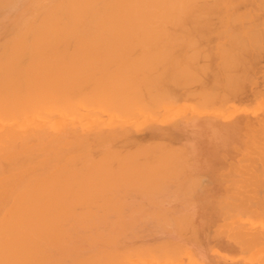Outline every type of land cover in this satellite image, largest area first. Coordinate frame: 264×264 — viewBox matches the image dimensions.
<instances>
[{
	"label": "bare ground",
	"instance_id": "1",
	"mask_svg": "<svg viewBox=\"0 0 264 264\" xmlns=\"http://www.w3.org/2000/svg\"><path fill=\"white\" fill-rule=\"evenodd\" d=\"M188 33L191 35L189 34L190 36H188ZM197 41L198 46L199 41L206 42V45L213 41H218L219 44L221 41L228 42L229 44H224L229 48L226 46L222 50L219 48V50L222 51L220 54L222 62L220 61L219 63L221 64L217 63V65H221L223 68L225 67L224 71L225 69H233L235 67L237 68V66L240 67L239 65H247L246 68L243 66L244 68L242 67L241 69H247L248 72H253V75H257V73L254 74V72L257 71V67L261 63L264 66V0H0V264H111L113 258L114 262L112 264H130L131 262L127 260L128 263L126 259L130 258L127 252L129 249V253H133L131 251L132 248L127 249L128 246L125 248L124 245L126 242H124L125 240L123 238L127 239V241H132V239L128 237L131 232L133 242L135 239L137 240V233L139 232L141 234L144 233V236L140 235V233L138 234V236H143L144 239H152L151 235H155V233L162 237L160 240L155 235L158 242L161 241L160 245H157L158 242L156 239H154L155 241L149 240L152 242L150 249L152 248L154 251L151 252L159 256V258L156 256L155 258L158 259V261L159 259H163V261H159V263L153 257L150 264H155L156 262V264H162L164 261L166 263L169 262V264H264V191H261L264 187V178L261 180L262 182L259 181V178L261 179L264 177V137L259 136L260 138H256V140L259 139L258 141L261 143V145H259V147L261 146L260 149L257 147L258 143L255 144V150L253 147H250L255 153V155L251 156L252 158L249 157L250 154L247 155L246 151V155L240 153L242 152L241 149L246 147V143H248V133L250 132L249 125H251L253 129L258 126V123H250L245 116L237 115L230 119L228 118L229 116H226L227 119H225L220 117L222 115L219 113L215 115L214 112H217L218 108H216L217 110L214 109L213 112L212 108L209 107H213L220 102L215 98V95L219 94L215 91L219 88V85L217 88L215 87L217 83L213 84L216 88L214 89L215 92H208L207 94L210 95H205L206 97L203 95L205 91H199V93L197 91L190 93L187 91V93H183L185 94V98L187 96L194 98L202 93V95H200L202 100L199 98L198 100L201 101L199 103L197 101L196 103L199 105L201 104L204 109L198 106L201 110L196 109L195 111L198 110L197 112H203L207 111V109H211L210 111H212L215 116L196 117L193 113L195 117L191 118L192 116H188V118L185 116L188 119L180 124L176 122L178 126L175 128L169 129L168 127L167 131L165 130L166 128L162 129L163 132L167 133V140H163V144L166 145L167 141L170 150L167 147L166 150L172 152L171 155L168 151L164 153L166 150H164L165 148L163 146V157H166L165 159H170V161L171 158L174 159L171 161L173 165L167 162L172 166L171 168L166 166L165 163L162 162V159L160 161L162 164L164 163V167H162V165L156 167L154 166L155 164H152H157L159 158L157 159L155 157H157V155L158 157L161 156L160 151L162 150L157 146L160 150L158 151L157 149L156 151L158 152L155 154L156 151L154 152L153 148L152 150L149 149L150 144L154 145V143H151L152 137L151 139H147L151 141L150 144L148 143L149 145H147L148 148L146 149H149L148 151L152 154L144 150V146L147 144L144 142L148 141L140 142V140L141 146H137V149L133 147L135 149H132L133 151H129V149L123 150L125 148L118 146V144L121 145L123 143L122 145H124V143L127 144L129 142L127 137L134 133V129L126 126H131L129 121L133 119L137 120V116L139 117L142 115L141 110L149 108L147 109V111H149L154 105L151 109L155 107V111L160 109V104L162 103L167 104L174 102L177 104L173 99L178 97L179 92L177 95H174L175 98L172 95L171 101H168L170 98L168 100L166 99L168 102L166 100V102H161L163 98H158L161 97L162 89L166 91V86L165 88H161L158 84L161 85V81L164 82L163 79L165 80V77L169 76L165 74L166 72L163 73L168 67H162L161 61H165L168 54L170 57V53L168 52L171 50L173 51V49L175 50L176 44L180 45L181 42H187V45H191V48L189 49V53L185 54L189 56H184L186 61L187 59H193L197 61L196 63L201 62L199 61L202 59L201 56V58H199L201 45L199 47L200 51H197L198 46L197 48L195 47ZM233 43H235L234 45L237 44L238 47L239 45L245 46L246 44L247 46H245V48L249 47L247 51L251 52V56L248 54L250 57L244 58L247 56L246 52V56L243 55L244 57L242 58L241 53L243 49L241 50V47H239V49H233L236 48L233 46ZM158 44L161 45L158 46L161 50L160 52L163 51L165 54H162L163 52L160 53L159 50L156 51V49L159 48H153L155 46L157 47ZM230 44H232V46ZM192 45L195 49H192ZM213 45H215V43ZM167 46H170L169 49ZM173 46L175 47L173 48ZM151 47L154 50H150L149 48ZM218 47L224 46L220 44ZM138 48L143 49L144 53ZM230 48L233 50V53H231ZM134 49L140 50V57L138 54V57L133 55L136 60H134L132 56L130 58L128 57L135 52ZM145 49L155 54L152 56L149 51L146 53ZM123 50H125V52ZM127 50L132 52L128 53L129 51ZM164 50L167 51L168 54ZM177 50L178 49H176L175 52ZM203 50V53L201 52L204 54L202 55L203 60L205 58V60H207L209 58L207 54L210 55L209 53L212 52L207 51L208 53H204L206 49ZM234 50H241V52L237 51L236 53ZM179 51L182 50H178V52ZM194 51L197 54L199 53V55H194ZM243 52L245 53V51ZM136 53H138V51ZM141 53L145 57L146 54L147 56L150 54V56L155 58L157 54H161L160 59L163 58L164 60H160L159 56L156 58L157 60L155 58H150V56H148L149 59H146ZM231 54L234 55L231 56ZM239 55H241V58ZM195 56L198 58H195ZM121 57L122 60L125 59L128 65L132 60L129 65L130 68L132 67L131 69L129 66L125 67V62H120ZM169 57L166 61H168ZM175 57H173L175 64L171 61L175 65L173 68L178 66L179 63L176 62H179L181 58L180 57L178 60V58L176 59ZM226 57L232 58L227 59ZM111 58L113 60H110ZM116 58H119V61H117L118 64L115 62V60H117ZM138 58H145V60H137ZM181 60L182 65H184L183 59ZM194 62L195 61H191V63L195 65L196 63ZM188 63L191 64L190 62ZM154 64L155 66H159L158 64H160L162 70L159 67V72L158 70L154 71L158 69ZM110 65H114V67L110 68ZM115 66L116 68L118 66L119 69H116ZM232 66L233 68H230ZM191 67H193V65ZM207 67L210 66H206V68ZM121 68H123V70ZM178 68L181 69V71H179ZM178 68L175 70L176 76L173 73L174 75L172 74V76H170V78L173 77V80H169L171 83H168L169 85L167 84L168 87L171 88L170 84L174 83L172 85L176 86L173 89L174 93L175 89H177L178 81L181 79V74L187 73L186 75L190 76L192 74V77H194V75L196 77L197 74L202 72L201 75H205L203 72H206L205 66V69L202 67L205 71L201 68L200 71H202L200 72L198 69L200 73H197V69L195 70L196 72H194V69L187 70L183 68V66H179ZM236 70L237 69H235V71ZM242 72L239 70V73L244 75L245 71L242 70ZM259 72L260 71H258V73ZM216 73H218V71ZM231 73L232 72H229L227 74ZM250 74L252 75V73ZM245 75L247 74L245 73ZM263 76L264 75H261V77ZM174 77H176V81L178 80L177 77L180 78L177 84L176 81H174ZM206 77L208 78V74ZM214 77L213 79H216ZM226 77L225 80L228 79V81H230L235 76ZM170 78L166 79L168 80ZM157 79H161L160 83H158L159 80L156 81ZM234 79L233 81L237 80L236 77ZM189 80H191V82L187 80L186 85H189L190 88H192V83V85H195L198 82L197 78H190ZM250 80L251 78L249 79V83ZM169 81H165L164 83ZM238 81L240 82V80H237L235 85L239 83ZM254 81L257 82L256 80ZM164 83L162 84L163 86ZM183 84L184 82L181 85ZM251 84L254 83H250L249 86ZM181 85L180 87H182ZM186 85L184 86L186 87ZM227 85L228 86H225L228 91L234 89V87L230 89L232 86L229 87V84ZM238 86L239 85L236 86V89H239ZM260 86H262L261 83ZM242 87H240V89H242ZM254 87H258V85H254ZM223 88L225 89V87ZM149 89H151V94L149 93ZM211 89L213 90V87ZM259 89L263 94L264 89L261 90V87ZM143 90L146 94L147 92L149 93L147 97L152 95L153 97L156 96L154 98L155 101L152 98L143 97L145 94ZM239 90L238 92L242 93V95L238 94L233 104L231 102V105L240 106L245 103V100L247 102H253V99L251 100V90ZM223 91L221 90L219 92L223 93ZM159 92L160 94H157ZM212 92L216 94L214 95ZM169 94L170 93L167 94L162 91V96L164 98L165 95L169 96ZM194 94L196 95L194 96ZM223 95L224 94L221 96ZM235 95H232L233 98ZM255 95L260 97L258 93ZM263 96L264 94L262 95L264 99ZM257 97L255 99H257ZM157 98L161 103H159ZM223 98L227 100L229 97L227 98L225 93V95L220 98L226 103L227 101H224ZM260 99L261 98H259L258 101ZM123 100L127 101L125 102ZM184 103H180L177 106L181 105L182 108H185L186 104L187 107L189 105L190 109H195V107L191 108L193 104H187L188 102ZM166 104H164L162 108H168L167 106L171 108L172 104L165 106ZM175 104H173V107ZM226 104L223 105L225 106ZM249 105L251 109L256 108L251 104ZM177 106H175V109L179 111L180 108ZM205 106L208 108L205 109ZM230 106L228 105L229 108H231ZM229 108H219L218 112L221 113V110H228ZM245 108L247 107L245 106ZM181 109L180 113L186 111V109H184V111H181ZM237 109L239 112L242 110L240 107H237ZM251 109H249V111ZM114 110L127 113L126 117L122 113H119V111L114 112ZM111 111L114 115L115 113L122 114L123 116H120L121 118L118 117L119 119H130H127L129 121L125 119V121L119 122L116 115L114 116L116 120L111 118ZM138 111H140L141 114ZM144 111L146 112V110ZM144 111L143 113H145ZM164 111L165 110L162 112ZM193 111L194 110H192V112ZM230 111L232 113L233 110H229V112ZM100 112H106V115H109L107 120H103L105 118H100ZM151 112L153 111L150 110L147 112V117ZM159 112L158 115H156L157 117L155 115L153 116L159 119L155 120L157 122L162 119V121H164L166 119V116L164 119V115L170 116L169 114H171V116H176L173 113L174 111H170L171 113H166L165 111V113L162 114L163 116L158 118ZM244 112L245 111H241V113ZM130 113L132 118L136 117L137 119H132ZM201 114L202 113H200V115ZM151 115L149 117H152ZM223 115H227V113ZM142 116L139 118V121L137 120L139 122H137V125L144 128L147 126L145 124H150L149 122L152 120H150V118L146 119V122L149 121L144 123L146 117L143 116V121ZM170 121L168 122L175 123V121ZM262 121L261 125L264 124ZM155 126L156 130L157 127L161 130L160 126ZM173 126H175V124H173ZM156 130L154 133H157V136L162 135L159 130ZM254 131L257 130L254 129ZM158 132L160 135H158ZM263 133H261V135ZM256 135L252 136L258 137V134ZM252 136L250 138H252ZM135 137H139V135ZM135 137L132 138L133 141L132 139L129 140L133 143ZM172 137H175L174 141ZM141 138L145 139L144 135L143 137L141 135ZM253 139H255V137ZM138 140L139 139H137V141ZM155 140L156 141L153 139L156 143L158 140ZM137 141L135 139V142L138 144L139 142ZM142 143L145 145L143 146ZM203 145L209 149L208 152L214 158H218L219 172L216 173L220 177L217 179L216 184L223 187V190H221L219 194H201L203 191L202 189L209 186L211 187L213 184L212 181H208L203 176H200L202 172L208 173L205 175H210L213 170L209 167L202 169L201 164L196 162L195 156L204 153L202 148ZM138 147L139 150H142L140 147H144L143 151L137 153ZM112 148L114 151H112ZM155 149L156 146L154 150ZM256 149H258L257 152H255ZM176 150H178L177 152L179 155H176ZM251 150L248 152H253ZM174 152L175 154H173ZM141 154H143L142 157H144V160ZM144 154H146V156L151 155V158L153 157L152 159H157L156 161L154 160L155 162H152L151 158H149L151 164L154 168L158 169H156V171L159 173L163 172L162 170L159 171V169H165L166 166L173 169L174 171H172L174 174L180 171L181 174L183 173V176L181 175L182 177L185 176L188 179L189 176V181L185 178L188 182L187 185L186 182L180 181L183 179L179 177L180 174L177 176L178 173L175 175L173 174L175 177L173 175H168L172 171L167 173L168 176L166 175V178L171 176V179H168L171 182H173L172 177L174 181H176V177H179V181L184 183V185L186 183L185 186L188 187L184 186L185 189L183 188V190L181 188L183 190L181 191L179 187L182 185H180L181 183L178 180V184L174 182L175 185H178L176 188V186L173 185L174 183L167 181V179H164V176H161L167 183H162L161 177L159 179L160 181L155 179L160 182V184L162 183L164 187L162 185L161 188L158 187L160 184L157 186L155 183L156 181H154L155 185H152V187L154 188L157 186L159 189L156 187L158 192L155 189L153 191V188L150 187L151 185L147 183V180L150 178L154 179L155 177L149 174L151 177L148 179L147 176L146 180H144L146 184H144V181L141 183H143V187L147 185L149 188H152V190L150 189L151 192L153 191L152 194L149 189L145 190V192H150L149 195L143 192L141 189H146L147 187H141L142 184H138L140 186L135 184V186L141 187L140 190L136 189V191H142L143 194L145 193V196L148 195V199L144 198V195L141 197L139 194H142V192H138L139 194L136 193V197L140 196V198H137V201H133L136 194H132L134 196L130 195L131 192L128 187L130 186L129 184H131L130 182H132L130 180L133 179L134 181V179L138 177L136 175L137 173L139 174L144 165L149 170L146 171V167L144 166V175L155 171L153 168V171H150L151 168L147 165L150 160L147 159L148 161L145 163L146 156H144ZM179 157L181 159H179ZM120 159L122 161H120ZM248 160V166L245 163V166L238 165ZM158 163L161 164L160 162ZM165 171L166 170H164L163 175L166 174ZM108 174L111 178H114V182L112 180L113 178L111 179L112 181L109 180L110 177ZM131 174H133V177L134 175L136 177L132 178ZM143 174L141 172V176ZM155 174L157 173H154V175ZM236 175H238V177H236L235 180H225L223 178V176L228 177ZM247 175L250 177L248 178ZM158 176H160V174ZM240 176L242 177L239 178ZM103 177L108 178L110 182H117L115 185L112 183L110 185L116 187L120 186L121 188L119 187L120 189L118 188V190L115 189L116 187L113 189V187L110 188V186L107 185L104 187V181L102 182L103 185L99 186L97 183L103 180ZM115 177L116 179L123 177L122 180H125V182H127L128 177L132 179H128V181H130L127 183L128 185L122 181L124 185L122 186L118 182L121 180L115 181ZM256 177H258V183L254 180ZM105 178L104 180L107 181ZM140 179L141 177L138 179L136 178V182H134L137 183V180ZM185 179L184 181H186ZM237 179H241V182ZM246 180L250 181L249 184L246 183ZM225 181H231V184L227 185ZM236 182L239 183V186L235 187V189L234 187H229ZM259 182L261 183L260 186H263L262 188L258 187ZM102 183L100 182V184ZM170 183L172 184L171 186ZM125 186L128 187V189L125 190L126 193L127 191L130 192L127 193L128 195L123 191ZM131 186L132 189L136 188L133 184ZM240 187L242 189L244 188V190L239 189ZM253 187L257 188L254 189ZM104 188H107V194H110L109 198L111 200L109 199V203L110 201H116V204L120 201V205L126 203V206L128 202H130V210H132L134 204V209L137 208L135 202L138 203L141 198V201L144 199V201L146 200L147 202L148 200L154 199L156 195L155 198L159 197V203L161 202V204L158 205L162 206V209L156 210V207H158V205L155 204L158 202L157 200H153L154 205H157L155 210H153L154 206H152L154 212L148 207H151L153 202L150 203V205L147 203L148 206H146L144 205L145 203L142 204L144 201H139V205H137L140 208L143 205V207H147V209L144 208L145 210L149 211L150 209L148 213L146 212V216L140 215L141 212L143 214V211H141L143 208H141V210L138 209L140 211V216L136 214L138 213L136 209L135 213L132 212L133 215L135 214L137 217V219L134 220L135 215L131 217V211L128 210L129 208H126L129 207V205L126 207L122 206L125 208H123L124 210H122V207L120 208L124 211L123 214H125L126 209V214H131L122 215V211L118 208V210L121 211V216L119 215L120 211H118V213L116 210L115 212H117V214L113 211L118 205L113 206L112 203H110L112 207L116 208L112 210L113 212L110 210V208L112 209L111 206H109L108 209L109 204L107 203L108 199L106 197L109 195L106 196L105 193L107 191L105 192ZM250 188H253L254 192L249 191L248 189ZM110 190L111 193H113L114 190L116 193H120L116 196V200H114L116 194L112 195L114 198L111 197V193H109ZM258 190H260V192ZM136 191L134 190V192ZM248 191L250 194H248ZM121 192L125 194L122 195ZM154 192H157V194ZM178 193H184L186 197ZM258 193L260 195L263 194L260 196ZM153 195L154 197H152ZM256 195L258 196L257 198H255ZM126 196H128L129 199L133 197V200L130 199L131 201H129ZM121 197L123 199L125 198L123 203ZM126 199L128 202L124 203ZM200 203H207L209 205L208 208L215 211L213 219H202V215H206L209 212L195 210ZM106 212H111V214H107ZM112 213H115L114 216H111ZM108 215L110 216L108 217ZM115 215L118 216L115 217ZM113 217L116 218V221ZM107 218L115 222V224L106 221ZM109 218L113 219L111 220ZM130 218L135 222L131 223L132 220L130 221ZM260 219L262 220V225L259 224ZM136 220L138 222H136ZM248 220H250V222ZM243 221L245 223L241 224ZM258 221L259 223H256ZM109 223L111 226L114 225L112 227L115 228L120 225L121 228L118 227L116 230L121 229L122 232L124 229L122 225L125 228L130 225L132 228L127 230V232L129 231L128 235L125 234L127 232L124 231V235L122 236L120 232H116L115 228L113 230L108 227L110 226L108 225ZM249 223L256 224L249 225ZM149 225L150 227L153 226V230L151 228V230H147ZM243 225L245 227L252 226V228L246 229ZM139 226L140 228L143 226L144 230L138 228ZM146 226H148V228ZM157 226H159V228L161 227L160 233L158 232ZM261 226L262 228H260ZM154 227L156 230H154ZM173 227L177 229L175 230ZM237 227H239V231L236 229ZM137 228L139 230H137ZM145 228H147V231ZM112 230L114 232H112ZM150 231L153 232L148 236L146 232L149 233ZM117 233L119 237L117 236L114 242V244L116 243L114 247L117 249L116 252L112 247L114 245L112 243L109 244V237L112 236V234L115 236ZM145 235L147 236L145 237ZM118 238H120V240ZM110 240L111 242L114 241L113 239ZM141 241L139 243L136 241V243L140 245L144 242ZM136 243H134V246H132V243L127 245H129V247H134L133 249L135 250ZM139 245L137 246L140 248L141 245ZM142 247H145L144 243ZM137 249L138 248H136V250ZM140 249L137 250V252L139 253L141 251V253H144L142 251L146 248ZM228 250H231L233 255L228 254ZM113 251H115V254H113ZM146 252L144 255L141 253L136 254L139 255L138 257H141V255L144 257ZM148 253L145 259H148L151 255L153 256V254L149 255L150 253ZM151 257L146 263L143 260L144 258H142L143 262L141 258L139 260V258L136 259L134 256L133 258L137 261H133V258L130 260H132V264H134V262L135 264H137V262H139L138 264H147L150 262Z\"/></svg>",
	"mask_w": 264,
	"mask_h": 264
},
{
	"label": "rangeland",
	"instance_id": "2",
	"mask_svg": "<svg viewBox=\"0 0 264 264\" xmlns=\"http://www.w3.org/2000/svg\"><path fill=\"white\" fill-rule=\"evenodd\" d=\"M189 34H190V33H188V36L191 35V34H190V35H189ZM186 35H187V34H186ZM188 43H189V42H188ZM193 43H194V42H193ZM214 43H215V45H213ZM224 43L229 44V43L226 42V41H221V43H220V44H221L222 46H224V47H218V46H220V44H219L218 41H213L212 43H208V45H206V44H207L206 42H201V41H199V46H198V41H197V43H196V44H197L196 46L193 44L196 48H197V46H198L197 51H198V50L200 51V48H201V51L199 52L200 55H199V53H198V54L195 53V51L193 52L194 55H199V58L202 57V59H200V60L198 59L199 61H201V62H198V63H196V62H197L196 60H193V59H192V60H189V59H187V61L189 60L188 62H190V63H191V61H195V62H194V63H196L195 65L192 64V63L189 64V63L186 61L185 57H184V56H187V55H185V54H186V53L188 54V53H189V49L191 48V45H187V42H183V43L181 42V44H182L183 46H182L181 44H180V45L176 44L177 46H176L175 50L178 49V50H182V51H179V52H178V50H177V51L175 52V50L173 49V51H174V53H173V51L170 49L171 51L168 52V53H170V57H169V54L167 53V51L164 50V51L168 54V56L165 58V61H163V62H165V63H163V62L161 61V65H163L162 67L167 66L168 68H167V67H166V68H167L168 72H167V70L165 71L164 69H163L164 72H163V71H162V72H163V73L166 72L165 74H166V75H169L168 77H165V80L163 79L164 82H165V81H169V80H170V81L173 80V79H172L173 77L170 78V76H172L173 73L175 74V70H177V68H178L179 66H183V68H185V69H187V70H193V69H194V70H193L194 72H196L195 70L197 69V73H200V72L202 71V70L200 71V69H201L202 67L204 68V66H205V68H206V66H210V67H207V68H206V72H208V71H210V72H208V73L203 72L205 75H203V74L201 75V73H202V72H201L200 74H197L196 77H195L194 74H193L194 77L191 76L192 74H191L190 76H189V75H186L187 73H186V74H185V73H184V74H181L180 77H181L182 80H181L180 78H178L179 76L177 77L178 80L180 79V81L177 80L179 83L176 81V77H174V79H175L174 81H176V84L178 83V85H179V84L181 85V84L184 82V84L181 85L182 87H183L184 85L187 84V80H188L189 82H191V80H189L190 78H194V79L197 78V79H198V82H197L198 85H197V84L192 85V84H193V83H192V84H191V87H192V88H190L189 85H186V87L184 86L185 88H184V87L182 88V87H180V85H179V86L177 85V89H175V93H174V90H173V89H174V87H176V86H175V85L172 86L174 83H173V84H170V85H171V88H170V87H168V85H169L168 83H171L170 81L167 82V83H164V82L161 81V83H160V80H161V79H157L156 81L159 80L158 83H160L161 85L164 83V86H163V85L161 86V85H159V84H158V86H160L161 88H165V86H166V88H165L166 91L170 88L171 90H170V89H169V90H170L171 92H173V93H171L169 90L166 92V91H164V89H162L163 92H165V93H167V94L170 93V94H169V96H166V95H165V98H164V97L162 96V91H161V97H158L159 99H160V98H163L161 102H166L169 98H170V99H169L168 101H171V100H172V99H171V98H172V95H173V96H174V95H177L178 92H179L180 94L178 93V97H176V99H178V100L173 99V101H175L177 104H175L174 102H173V103L170 102V103H167V104L164 103V104H166L165 106H167L168 104H172V106H171V108H169V106H167L168 108H166V107L162 108L163 105H164V104L162 103V104H160V106H161L160 109H157V110H155V111H154L155 107H154V109H151V108L154 106V105H153V106L150 108V110H152V111L154 112V114H153V112H151L150 115L152 114V115H151L152 117H153L154 115L156 116V115H158V112L160 111V112H159V116H158V118H160V116H163L162 114H164L165 111H166V113H169L170 111H174L173 113H174L176 116H175V117H174L173 115L171 116V114H169L170 116H168V115H164L163 117H164V119H165V116H166V119H165L166 121H165V120L162 121V120H163V119H162L161 121H158V122H157V121H155V120H159V119H157V118H155V117H153V118H152V117H149L150 115L147 117V115H148L147 112H149L150 110L147 111V109H149V108H145L144 110H146V112H145L144 110H141L142 115L146 117V118L144 117V118H145V122H144V123H147L149 120L146 122V119H149V118H150V120H152V121L149 122L151 125H150V124H145V125H147V126L144 125L145 127L143 126L144 128H141V126H138V125H137V124L139 123V122H138V121H139V118L142 116V115H140V114H141L140 111H138V112L140 113V114L138 113V114L140 115L139 117L137 116L138 119H137L136 117H133V118H136L138 121H137V120H134V119L131 117V113H130V117H131L133 120H130V121H129V120H127V119H130V118H125L126 121H129V124L131 125V126H126V127H131V128H133V129H134V133H133V134H130V135L127 137V138H128L127 140H128L129 142H131L129 139H132L133 137H135V136H137V135H139V137H135L133 143H132V142L129 143V142L127 141L129 144H128V143H127V144L124 143V145H122V144H123V143H122L121 145L118 144V146L121 147V148H125V149H123V150H128V149H129V151H131L132 149L135 150L133 147H136V149H137V146H139V145L141 144L140 142L148 141L147 139H151V137H152V139H151L152 142H151V143H154V145L156 146V149L154 150L155 146L152 145V144H150V141H151V140H149L148 142H144L145 144L147 143L146 146H144L145 144L142 143L143 146L145 147V149H144V147H143V148L140 147V149H142V150H139V147H138V151H137V153L140 152V151H143V149H144L145 151H148L149 149L152 150V148H153V151H154V152H155L157 149H158V151H159L160 149H162V150L160 151V152H161V156L158 157V155H157V157H155V158H157V159L159 158L158 160L156 159V160H157V164H156V163H152V164H155L154 166H156V167H158L159 165H160V166L162 165V167H164V163H165L166 166H169V167L171 168L172 166H170L169 163H172V165H173V162H171V161L174 160V159L171 158V161H170V159L167 158V159H168V160H167V159H165L166 157H165V158L163 157V156H164V153H167V151L169 152L170 155L172 154V152L169 151L170 148H169V146L167 145V141H166V145L163 144V142H164L165 140H167V133H166V132H163L162 129H163V128H166L165 130L167 131V130H168V127H169V129H170V128H175L176 126H178V124L183 123L185 120H187V119L189 118L188 116H190V117L192 116L191 118L195 117V116H193V113H194V115H196V117H197V116H198V117H203V116H215L216 113H219L220 115H222V116H220V117H223V118H225V119H227L228 116H229L228 118L230 119L231 117H235V116L239 115V116H245V117L248 119V121H249L250 123H252V122H254V123H258V126H257L256 128H253V129H252L251 125H249V127H250V132L248 133V141H247L248 143H246V147H243V148L241 149L242 152H240L241 154L243 153L242 155H246V152H247V155L250 154L249 157L255 155V153H254V150H255V148H256L255 144L258 143V146H257L258 149L261 148V146L259 147V145H261V143H259V141H258L259 139L256 140V138H260L259 136L264 137V133H263V132H264V124L261 125V121L264 120V108H263V107H264V104H263L264 101H262V100H264V99L262 98V95H263L264 93L262 94L261 91H260V89H259L260 87H261V90L264 89V82H263V81H264V76L261 77V75H264V66H263V64L261 63V64L257 67V71L254 72V74L257 73V75H253V72H248L247 69H246V70H245V69H241L243 66L246 68L247 65H239L240 67L237 66V68H236V67L233 68V66H232V67H230V68H233V69H225V71H224V68H225V67L223 68V67H221V65H217V63H219V62L222 60L221 55H220V54L222 53L221 50L224 49L225 46L228 47V46H227L226 44H224ZM189 44H190V43H189ZM223 44H224V45H223ZM234 44H235V43H233V46H235L236 48H233V49H237V48L239 49V47H241L240 49H241V50L243 49V51H245V53H244L243 51H242V53H241L242 58L244 57L243 55L246 56V52H247V56H248V57L246 56V57H244V58H249V57L251 56V52H248V51H247V49H249V47H246V48H245V46H247L246 44H245V46H244V45H239V47H238L237 44H236L237 46L234 45ZM193 45H192V46H193ZM200 45H201V47H200ZM204 45H206L207 47H206V46H205L206 48L203 47ZM230 45L232 46V44H230ZM158 46H161V45L158 44L157 47L155 46V47H153V48H154V49L159 48ZM163 46H164V44H163ZM179 46H180V47H179ZM194 46H193V47H194ZM231 46H230V47H231ZM243 46H244V47H243ZM167 47H168V49H169L170 46H167ZM174 47H175V46H173V48H174ZM181 47H182V48H181ZM193 47H192V49H195V47H194V48H193ZM199 47H200V48H199ZM153 48L151 47V48H149V49H150V50H151V49L154 50ZM161 48H162V47H161ZM163 48H164V47H163ZM179 48H181V49H179ZM213 48H214V49H213ZM219 48H221V50H219ZM228 48H229V47H228ZM231 48H232V47H231ZM231 48H230V50H231ZM138 49H140V50L142 51V53H144V52H143V51H144L143 49H141V48H138ZM138 49H134L135 52H133L132 54H130V56H128V57L130 58V57L132 56V58H133L134 60H136V58H134V56H135V55L137 56V54L139 55V51H140V50H138ZM192 49H191V50H192ZM203 49H206L204 53H206L207 51H211V52H212V53H209L210 55L207 54V56H209V58L211 57L210 59L207 57V58H208L207 60H205L206 58L204 59L205 61L203 60V56H202V55H204V54H202L203 51H204ZM212 49H213L214 51H213ZM130 50H131V49H130ZM130 50H127V51H129L128 53L132 52V51H130ZM150 50H146V49H145L146 53H147V51H149V52L151 53ZM157 50H159V52L161 51L160 48H159V49H156V51H157ZM241 50H234V52H236V53H237V51L241 52ZM114 51H116V50H114ZM123 51L125 52V50H123ZM137 51H138V53H136ZM220 51H221V52H220ZM232 51H233V50H231V53H233ZM109 52H111V51H109ZM120 52H122V51H120ZM149 52H148V53H149ZM159 52H158V54H159ZM162 52H163V51H162ZM162 52H160V53H162ZM171 52H172V53H171ZM201 52H202V53H201ZM225 52H226V50H225ZM239 52H238V53H239ZM142 53H141V54H142ZM190 53H191V52H190ZM207 53H208V52H207ZM151 54H152V56H153V54H155V53H151ZM158 54H157V57H156V58H158V56H159V59H160V58H161V57H160L161 54H160V55H158ZM162 54H165V53L163 52ZM211 54H212V56H211ZM248 54H249L250 56H249ZM133 55H134V56H133ZM172 55H174V56H172ZM191 55H192V54H191ZM205 55H206V54H205ZM224 55H226V54H224ZM227 55H229V54H227ZM233 55H234V54H233ZM233 55L231 54V56H233ZM236 55H238V54H236ZM241 55H239L240 58H241ZM136 56H135V57H136ZM142 56H144V55L142 54ZM148 56H150V54H149ZM148 56H147V54H146V57H145V56H144V57H145L146 59H147V58L149 59ZM152 56H150V58H155V57H152ZM154 56H155V55H154ZM175 56H179V57H175ZM188 56H189V55H188ZM188 56H187V57H188ZM200 56H201V57H200ZM222 56H223V54H222ZM239 56H237V57H239ZM126 57H127V55H126ZM137 57H138V56H137ZM139 57H140V55H139ZM162 57H163V56H162ZM168 57H169V59H168V61H166ZM173 57H175L176 59L178 58V60H179V58L181 57V58H180V61H179V62H178V61L176 62V63H179V64H178V66H176V68L174 67L175 69L173 68V66H175V65H174L175 63H174V60H173L174 58H173ZM204 57H205V56H204ZM98 58H99V57H98ZM124 58H125V56H124ZM142 58H143V57H142ZM145 58H144V59L138 58L137 60H145ZM156 58H155V59H156ZM191 58H192V57H191ZM195 58H198V57L195 56ZM195 58H194V59H195ZM226 58H227V57H226ZM226 58H225V59H226ZM231 58H232V57H229V58H227V59H231ZM96 59H97V58H96ZM116 59H117V60H115V62L119 61V58H116ZM120 59H121V61H120L121 63H122V62H125V59L122 60V57H121ZM126 59H127V58H126ZM181 59H183V64H184V65H182V60H181ZM97 60H98V59H97ZM100 60H101V59H100ZM100 60H99V61H100ZM110 60H113V59L111 58ZM156 60H157V59H156ZM156 60H155V61H156ZM160 60H164V59L162 58V59H160ZM104 61H105V60H104ZM107 61H108V59H107ZM127 61H128V60H127ZM131 61H132V60H131ZM131 61H130V62L128 61V62H129V65L131 64ZM171 61H172L174 64H173ZM175 61H176V60H175ZM211 61H212V62H211ZM110 62H111V61H110ZM133 62H134V61H133ZM166 62H168V63H166ZM185 62H187V63H185ZM209 62H210V63H209ZM221 62H222V61H221ZM105 63H106V62H105ZM121 63H120V65H121ZM162 63H163V64H162ZM171 63H172V64H171ZM226 63H227V62H226ZM229 63H230V60H229ZM113 64H114V62H113ZM115 64H116V63H115ZM117 64H118V62H117ZM117 64H116V65H117ZM123 64H124V63H123ZM123 64H122V66H123ZM125 64H126L125 67L129 66L127 62H125ZM125 64H124V65H125ZM165 64H167V65H165ZM212 64H213V65H212ZM219 64H221V63H219ZM120 65H119V66H120ZM132 65H133V64H132ZM132 65H131V66H132ZM158 65H159V66L156 65V66L158 67V69L155 68L156 70H154V71H157V70H158V72L160 71V70H159V69L161 68V67H160V64H158ZM168 65H169V66H168ZM192 65H193V67H191ZM224 65H226V64H224ZM110 66H111V65H110ZM122 66H120V67H122ZM154 66H155V64H154ZM156 66H155V67H156ZM222 66H223V65H222ZM227 66H230V65H227ZM112 67H114V65H112L110 68H112ZM125 67L123 66L124 69H125ZM159 67H160V68H159ZM244 67H243V68H244ZM108 68H109V67H108ZM115 68H116V66H115ZM117 68L119 69L118 66H117ZM117 68H116V69H117ZM123 68H121V69L123 70ZM129 68H130V66H129ZM131 68H132V67H131ZM131 68H130V69H131ZM166 68H165V69H166ZM203 68H202V69H203ZM205 68H204V69H205ZM214 68H216V69H214ZM219 68H220V69H219ZM222 68H223V69H222ZM133 69H134V68H133ZM178 69H179V68H178ZM181 69H182V67H181ZM181 69H179V71H181ZM198 69H199L200 72L198 71ZM204 69H203V70H204ZM221 69H222V70H221ZM235 69H237L238 71H237V70L235 71ZM122 70H121V71H122ZM126 70H128V69H126ZM161 70H162V68H161ZM187 70H186V71H187ZM216 70L218 71V73H216V72H217ZM230 70H231V71H230ZM239 70H240V72H242V70H244L245 73H246L247 75H245V73H244V75H243V74H242L243 72H242V73H239ZM121 71H120V72H121ZM173 71H174V72H173ZM179 71H178V72H179ZM204 71H205V70H204ZM258 71H260V72L258 73ZM178 72H177V73H178ZM188 72H190V71H188ZM223 72H224V73H223ZM229 72H232L233 74H232V73H231V74H227V73H229ZM122 73H123V72H122ZM122 73H121V74H122ZM124 73H125V72H124ZM160 73H161V72H160ZM167 73H168V74H167ZM179 73H181V72H179ZM179 73H178V74H179ZM190 73H191V72H190ZM222 73H223V74H222ZM250 73H252V75H251ZM174 74H173V75H174ZM207 74H208V78L206 77ZM209 74H211V75H209ZM214 74H215V77H214ZM226 74H227V75H226ZM225 75H226V76H230V77L235 76L237 80H240L241 83L238 81L239 83L237 84V85H239V86H238L239 89H240V87L243 86V87H242L243 90H245V89L251 90V94H252V96H251V100L253 99V102H251V101H250V102H247V101L245 100V101H244L245 103L242 102V103H244V104L241 103L242 105H240V106L234 105V106H235V107H234L233 105H231V102H232V104H233V102H234L235 98H237L238 94H239V95H240V94L242 95V93L238 92L239 89H236V88H237V87H236L237 85H235V83H237V80H236V81H233V80H235V79H234L235 77H233L231 80L229 79L230 81H228V79H226V80L228 81V82H227V81L225 80V77H226ZM231 75H233V76H231ZM175 76H176V74H175ZM209 76H211V77H209ZM247 76H249V77L251 76L250 78H251L252 81L250 80V83H254V84H251V85L249 86V84H250V83H249V79H250V78L247 77ZM253 76H254V77H253ZM188 77H189V78H188ZM204 77H205V78H204ZM213 77L216 78V79H213ZM230 77H228V78H230ZM166 78H170V79L167 80ZM226 78H227V77H226ZM248 78H249V79H248ZM206 79H208V80H206ZM192 80H193V79H192ZM224 80H225V81H224ZM247 80H248V82H247ZM254 80H256L257 82H255ZM154 81H155V80H154ZM156 81H155V82H156ZM193 81H194V80H193ZM259 81H260V82H259ZM185 82H186V83H185ZM230 82H231V83H230ZM246 82H247V83H246ZM195 83H196V82H195ZM215 83H217V84H215ZM232 83H233V84H232ZM255 83H256V84H255ZM260 83H261L262 86H260ZM165 84H166V85H165ZM167 84H168V85H167ZM188 84H189V83H188ZM213 84L216 85V86H215L216 88H217L218 85H219V88L216 89V88L213 86ZM227 84H229V87L232 86L230 89H233V87H234V89H236V90L233 89V90L231 91V90L228 88V89L230 90V91H228V90L226 89V86H228ZM242 84H243V85H242ZM155 85H157V84H155ZM200 85H202V86H200ZM206 85H208V86H210V87H208V86H206ZM225 85H226V86H225ZM233 85H234V86H233ZM254 85H255V86L258 85V87H254ZM211 86L213 87V90L211 89V88H212ZM167 87H168V88H167ZM178 87H180V88H178ZM187 87H189V88H187ZM193 87H194V88H193ZM197 87H198V88H197ZM223 87H225V89L227 90L228 94H227L226 90H225ZM148 88H151V87H148ZM220 88H221V89H220ZM179 89H180V90H179ZM214 89H216L215 91H217V92L219 93L218 95H217L216 93H213V92H215ZM242 89H240L239 91H243ZM252 89H254V90H252ZM256 89H257V90H256ZM221 90H222V91L224 90L223 93H222V92H219V91H221ZM255 90H256L257 92H256ZM138 91H140V90H138ZM150 91H151V89H149V93H150ZM187 91H188L189 93H190V92H193V91H197L198 93H199V91H200V92H201V91H202V92L205 91V92H203V95H204V96H205V95H206V96H207V95L209 96L210 94H207V93H208V92L210 93L211 91H213L212 93H213L214 95L216 94V95L218 96V98H217V96L215 95L216 100H217V101H220V102H218L215 106H213V107H209V108H212V111H213L214 109L217 110L216 108H218L217 112H214V111H213L215 115L213 114L212 111H210L211 109H207V111H203L204 113L199 111L200 113H202L201 115H200L199 112H197L198 110L195 111L196 109L201 110L200 108H203V106H201V104L199 105V104L196 103L197 101H198V103H199V102L202 100V99H201V96H200V95H202V93H200L199 96H198V95L195 96L196 94H194V96H195V97L193 96L194 98H192L191 96H190V97L187 96V97L185 98V96H184L185 94H183V93H185V92L187 93ZM252 91H255L256 93H258V96L260 95V97H257V95H255L256 93H255V92H252ZM143 92H144V90H143ZM197 92H196V93H197ZM232 92H234V93L236 92V93H235L236 95H235L234 93H232ZM237 92H238V93H237ZM259 92H260V93H259ZM263 92H264V90H263ZM137 93H139V92H137ZM141 93H142V92H141ZM141 93H140V94H141ZM144 93H145V92H144ZM149 93L147 92V94H149ZM194 93H195V92H194ZM198 93H197V94H198ZM204 93H206V94H204ZM221 93L224 94V95H225V93H226V97H227V98L229 97V98H228L229 100H228V99L225 100V99L223 98L224 101H227V102H226L227 104L224 103L223 100L220 99L221 97L224 96V95L221 96V95H222ZM229 93H230V94H229ZM254 93H255V94H254ZM147 94L145 93L144 95H143V94H142V95H143V97H147ZM150 94H151V93H150ZM157 94H160V92L157 93ZM157 94H156V95H157ZM181 94H182V95H181ZM213 94H211V95H213ZM220 94H221V95H220ZM137 95H138V94H137ZM179 95H180V96H179ZM190 95H191V94H190ZM229 95H230L231 97H230ZM232 95H235V97L233 98ZM123 96H124V95H123ZM123 96H120V97H123ZM138 96H139V95H138ZM154 96H155V94H154ZM206 96H205V97H206ZM140 97H141V95H140ZM155 97H156V96H155ZM155 97H153V95H152V96H148L147 98H152V99L155 101V99H154ZM210 97H211V96H210ZM213 97H214V96H213ZM256 97H257V99H255ZM263 97H264V96H263ZM158 98H157V99H158ZM174 98H175V96H174ZM199 98L201 99L200 101L198 100ZM259 98H261V99L258 101ZM157 99H156V101H157ZM159 99H158V100H159ZM166 99H167V100H166ZM231 99H232V101H231ZM135 100H136V98H135ZM135 100H134V101H135ZM150 100H151V99H150ZM165 100H166V101H165ZM123 101L126 102L127 100H123ZM168 101H167V102H168ZM228 101H229V102H228ZM161 102H160V100H159V103H161ZM184 102H185V103L188 102L187 104H190V105L193 104V105L191 106V108H192V107H195V109H190L189 105H188V107H187L186 104H185ZM156 103H157V102H156ZM180 103H184V104H185V108H182L181 105H179V106H181V107L177 106V105L180 104ZM222 103H223V104H226V105L224 106ZM228 103H229V104H228ZM173 104H175V106H177V107L180 108V109L182 108L181 111H184V109H186V111H185V112H182V113H180V109H179V111H176L175 106L173 107ZM246 104H248V105H246ZM249 104L253 105V106L256 107L257 109H256V108H255V109H251V108H249V107H251ZM182 105H183V104H182ZM220 105H221V106H220ZM228 105H229V106L231 105V106H230L231 108H229ZM198 106H200V108H199ZM236 106H237L238 108L240 107V108L242 109L241 111H245V112H244V113H241V111L239 112ZM245 106H246L247 108H245ZM172 107H173V109H172ZM177 107H176V108H177ZM183 107H184V105H183ZM186 107H187V108H186ZM243 107L245 108V110H244ZM254 107H253V108H254ZM156 108H159V107H156ZM206 108H208V107L205 106V109H206ZM219 108H222V109L229 108L228 110H221V109H220V110L222 111L221 113H223V111H224L223 114H226V113H227V115H223V114H221L220 112H218V111H219ZM259 108H260V109H259ZM203 109H204V108H203ZM246 109H248V110H246ZM249 109H251V110L249 111ZM163 110H165V111L162 112ZM177 110H178V109H177ZM192 110H194V111L192 112ZM229 110H233L234 112L232 111V113H231V111L229 112ZM252 110H253V112H254V111H255V112L253 113ZM116 111H117V110H116ZM116 111L114 110V112H116ZM118 111H119V110H118ZM118 111H117V112H118ZM143 111H144L145 113H143ZM208 111H210V112H208ZM227 111H228V112H227ZM111 112H112V111H111ZM156 112H157V113H156ZM161 112H162V113H161ZM225 112H226V113H225ZM100 113H101V114H100V115H101L100 118H102V119L105 118V119H103V120H107V118H108L109 115H106V112H100ZM119 113H122V114L126 117V114H127V113H123V112H120V111H119ZM135 113H136V112H135ZM146 113H147V114H146ZM155 113H156V114H155ZM160 113H161V115H160ZM170 113H171V112H170ZM179 113H180V114H179ZM110 114H111V118H112V119H115V120H116V118L114 117V116L116 115V116H117V119L119 120V122H120V121H125L124 118H123V119H119V118H118V117H120V116H123L122 114L115 113V115H114L113 112L110 113ZM112 114H113V116H112ZM128 114H129V113H128ZM136 114H137V113H136ZM136 114H135V115H136ZM145 114H146V115H145ZM133 115H134V111H133ZM177 115H182V116H177ZM230 115H231V116H230ZM143 116H142V120H143ZM185 116H187L188 118L185 117ZM226 116H227V117H226ZM257 116H258V118H257ZM128 117H129V115H128ZM156 117H157V116H156ZM109 118H110V117H109ZM120 118H121V117H120ZM151 118H152V119H151ZM154 118H155V119H154ZM172 118H173V119L175 118V119L173 120ZM183 118H184V119H183ZM191 118H190V119H191ZM260 119H261V121H260ZM170 120H171V121H170ZM111 121H112V120H111ZM111 121H110V122H111ZM132 121H133V122H132ZM143 121H144V120H143ZM154 121H155V123H154ZM168 121H170V122L175 121V123H173V122H172V123H169ZM114 122H115V121H114ZM117 122H118V121H117ZM131 122H132V123H131ZM137 122H138V123H137ZM152 122H153L154 125L152 124ZM164 122H165V123H164ZM167 122H168V123H167ZM176 122H177L178 124H176ZM262 122H264V121H262ZM133 123H134V124H133ZM140 123H141V121H140ZM157 123H158V124H157ZM173 124H175V126H173ZM139 125H140V124H139ZM148 125H150V126H148ZM155 125L160 126L161 130H159L158 127H157V130H156V129H155V128H156ZM172 126H173V127H172ZM259 127H260V128H259ZM254 129H256L257 131H254ZM142 130H143V131H142ZM155 130H156V131L159 130L160 134H162V135H160L159 132H158V135H160V136H157V135H156L157 133H154ZM138 132H140V133H138ZM161 132H163V133H161ZM260 132L263 133V134L261 135ZM142 133H143V134H142ZM252 133H253V134H252ZM254 133H255V134H254ZM256 134H258V137H256V136H257ZM141 135H142V137H143V135H144V138H145V139L141 138ZM148 135H149V136H148ZM252 135H256V136H252ZM147 136H148V137H147ZM251 136H252V138H250ZM146 137H147V138H146ZM157 137H159V138H161V139H159V138H157ZM254 137H255V139H253ZM140 138H141V139H140ZM162 138H163V139H162ZM172 138H173V141H174V138H175V137H172ZM135 139H136V141H137V139H139L137 142H139L140 140H141V141L137 144V143L135 142ZM153 139H154V141H156L155 139H157V140L159 141V144H158V141H157V142H156L157 145H156V143L153 141ZM263 139H264V138H263ZM160 140H161V141H160ZM163 140H164V141H163ZM132 141H133V139H132ZM255 141H257V142H255ZM148 143H149L150 145H149ZM160 143H162L163 145L160 144ZM125 144H126V145H125ZM168 144H169V143H168ZM147 145H149V149H148V150H146V149L148 148ZM161 145H162V147H161ZM173 145H174V143H173ZM140 146H141V145H140ZM150 146H152V147H150ZM157 146H159L160 149H159ZM163 146H164V148H165L164 150H166V147H167L169 150H166V151L164 152V151H163ZM174 146H175V145H174ZM248 146H249V147H248ZM128 147H129V148H128ZM130 147H131V148H130ZM250 147H251V148L253 147L254 150H253V149L251 150ZM177 148H178V147H177ZM248 148H249V150H251V151H253V152H250V153H249V152H248V151H249ZM119 149H120V148H119ZM119 149H118V150H119ZM258 149H256L255 152H257ZM116 150H117V149H116ZM133 150H132V151H133ZM174 150H175V149H174ZM112 151H114L113 148H112ZM145 151H144V152H145ZM158 151H156L155 154H157ZM177 151H178V150H176L175 152H177ZM245 151H246V152H245ZM148 152H149V151H148ZM163 152H164V153H163ZM175 152H174L173 154H175ZM124 153H125V151H124ZM126 153H127V152H126ZM135 153H136V152H135ZM146 153H147V152H146ZM131 154H132V153H131ZM149 154H152V153L149 152ZM158 154H159V153H158ZM128 155H130V154H128ZM139 155H140V153H139ZM142 155H143V154H141V157H142ZM166 155H167V154H166ZM176 155H179L178 152L176 153ZM135 156H136V155H135ZM144 156H146V154H144ZM148 156H149V157H148ZM148 156L145 157V163H147V161L150 160L149 158H151V155H148ZM153 156H154V155H153ZM162 157L164 158V160H163ZM152 158H153V157H152ZM152 158H151L152 162H155L156 160H155V159H152ZM246 158H247V157H246ZM246 158H245V159H246ZM251 158H252V157H251ZM135 159H136V158H135ZM135 159H134V160H135ZM142 159L144 160V157H142ZM147 159H148V160H147ZM161 159H162V162H164L163 164H162V162L160 161ZM179 159H181V158L179 157ZM143 160H142V161H143ZM151 160L149 161V164H147V165H148L149 168H151L150 171L152 170V168H153V170H155V171L152 170L153 173H152V172H149V173H147V175H144V174H145V171H144L143 167H144L145 165H144V166L142 165L143 167H142V168L140 167L141 170L139 169V170H140L139 174L137 173V175H136V176H138V177H136L135 175H134V177H133V174H134V173L131 174V175H132V178H135V177H136V178L138 179L139 177H141L140 180H137V183H135V182H136V181H135L136 178L134 179V181H135V182H134L133 179L130 178L131 176L128 177V179H132V180H130V181H132V182L128 181V179H127V182H125V180H122L123 177H119V178H121V179H119L118 177H117L118 179H116V177H115V181H117V180H121V181H118V182H119L120 185H122V186H124V185H123V182H122V181H124V182L126 183V185H128L127 183L130 182V183H131V184H129L130 186H131L132 184H133L134 186H135V184H136V185H138V184H142L141 187H143V183H141V182H143L144 180H146L147 176H148V179H149V178L151 177L149 174H152V175L155 177V178L153 177L154 179L150 178L149 180H147V183H148L149 185H151L150 187H152V185H155V183H156V185L158 186V185L160 184V182H158V181H160L159 179H160L161 176H164V177H165L164 179H167V181H169V180L171 179V178H170L171 176H169L168 178H166V177H167L168 175H173V174H174V172H173L174 170H173V169H170V168H168V167L165 166V169H159V171H161V170L163 171L162 173H161V172L159 173L158 171H156L157 168H154V166L151 164ZM154 160H155V161H154ZM120 161H122V160L120 159ZM165 161H166V162H165ZM116 162H117V161H116ZM158 162H160L161 164H159ZM167 162H169V163H167ZM250 162H251V161H250ZM118 163H122V162H118ZM134 163H136V162H134ZM244 163H245L246 165H247V164L249 165V160H248V161H245V162H242V163H240V164H238V165H243V166H245ZM141 164H142V163H141ZM167 164H168V165H167ZM151 165H152V167H151ZM248 165H247V166H248ZM250 165H251V163H250ZM145 167H146V166H145ZM162 167H159V168H162ZM240 167H242V166H240ZM166 168H167V169H166ZM142 169H143V171H142ZM168 169H169V171H168ZM240 169H241V168H240ZM147 170H148V168L146 167V171H147ZM157 170H158V169H157ZM164 170L167 171V172L165 171V173H166L165 175H163V174H164ZM172 170H173V171H172ZM148 171H149V170H148ZM170 171H172V172H170ZM108 172H109V171H108ZM141 172H142V174L144 173V174H143L144 176H143V175L141 176ZM169 172L172 173V174H170ZM181 172H182V171H181ZM110 173H111V172H110ZM110 173H109V174H110ZM154 173H157V174L159 173L160 176H158L159 174H158V175L155 174V175L157 176V177H156V176L154 175ZM167 173H169V174L167 175ZM176 173H178L177 176H179V174H180V176H179L180 178L183 176V175H182L183 173L181 174L180 171H177ZM176 173H175V174H176ZM251 173H252V172H251ZM109 174H108V175H109ZM175 174H174V175H175ZM184 174H185V173H184ZM246 174H247V173H246ZM112 175H113V174H112ZM139 175H140V176H139ZM166 175H167V176H166ZM174 175H173V176H174ZM181 175H182V176H181ZM234 175H235V174H234ZM248 175H249V174H248ZM248 175H247V177L249 178L250 176H248ZM186 176H187V175H186ZM243 176H244V175H243ZM256 176H257V175H256ZM263 176H264V174H263ZM107 177H108V176H107ZM109 177H110L109 180H111V179L113 178V177L111 178L110 175H109ZM143 177H144V178H143ZM158 177H159V178H158ZM174 177H175V176H174ZM179 177H176V181H174V178L172 177V181H173V182H171V181H169V182H171V183H174V182L177 183V180L179 181V179H180ZM236 177H238V175H236V176H228V177H226V176L224 177V176H223V178H224L225 180H228V179H229V180H230V179H232V180L234 179V180H235ZM241 177H242V176H240L239 178H241ZM244 177H246V176H244ZM252 177H253V176H252ZM258 177H259V176H258ZM258 177H256V179H254L257 183H258ZM104 178H105V177H103V180H101V178H100V180H101L100 182L102 183V182L104 181L105 184L103 185V183L100 184V182H98L97 184H99V186H100V185H101V186L103 185V186L105 187V185H107V186H110V188L113 187V189H114V187H116V186H113V185L117 184V182H116V183H113V182H114V178L112 179L113 182L108 181V178H105V179H107V181H106V180H104ZM124 178H125V177H124ZM142 178H143V180H142ZM185 178L187 179V177H185V176L182 177L181 179H183V180H180V181H181V182H186L187 185H188L187 180H188V181L190 180V179H189V176H188V179H187V180H186ZM253 178H254V177H253ZM263 178H264V177H262L261 179L259 178V181L262 182L261 180H262ZM151 179H152L153 181H152ZM155 179L158 180V181H156ZM164 179L161 177V182H162V183H163V182L167 183V181H164ZM168 179H169V180H168ZM184 179H185L186 181H184ZM245 179H247V178H245ZM112 180H111V181H112ZM237 180H239V179H237ZM240 180H241V179H240ZM240 180H239V182H241ZM251 180H252V179H251ZM154 181H156V182L154 183ZM180 181H179V182H180ZM242 181H243V178H242ZM246 181H247V180H246ZM108 182H110V183H108ZM138 182H140V183H138ZM149 182H151V183H149ZM169 182H168V183H169ZM181 182H180V183H181ZM225 182L227 183V185H228V184H231V183H230L231 181H230V182H229V181H228V182L225 181ZM232 182H233V181H232ZM249 182H250V181H247L246 183L249 184ZM256 182H255V183H256ZM260 182H259V184H258V187H259V188H262L263 186H262V187L260 186V184H261ZM106 183H107V184H106ZM111 183H112L113 185H110ZM119 183H118V184H119ZM121 183H122V184H121ZM152 183H153V184H152ZM162 183H161L160 186H158V187L161 188V185L163 186ZM165 183H164V185H165ZM171 183H170V186L172 185ZM175 183H174L173 185H175ZM186 183H185V185H186ZM190 183H191V181H190ZM192 183H193V182H192ZM236 183H237V184H236ZM236 183H235L234 185L232 184L233 186L230 185L229 187H234V189H235V187L239 186V183H238V182H236ZM246 183H244V184H246ZM263 183H264V182H263ZM263 183H262V185H263ZM144 184H146L145 181H144ZM177 184H178V183H177ZM168 185H169V184H168ZM168 185H167V186H168ZM180 185L183 186V187H182V186L179 187L181 191H183V190L185 189V187H188V186H185L184 183H181ZM180 185H179V186H180ZM246 185H247V184H246ZM118 186H119V185H118ZM130 186H128V187H129V190H130L131 193H130L129 191H127V193H128V192L130 193V195H132V194H134V193H135V194H136V193L139 194L140 192H142V191H140V192H139V191H136V189H137V190H138V189L140 190L141 187H140V188L138 187V186H140V185L135 186L136 188H133V189H132V186H131V188H130ZM157 186H155L154 188L152 187V188H153V191H154V189L156 190V189L158 188ZM175 186H176V188H177L178 185H175ZM184 186H185V187H184ZM242 186H243V185H242ZM255 186H256V185H255ZM119 187H120V186H119ZM119 187H116L115 189H118ZM128 187L125 186V189L123 188V189H124L123 191H125L126 189H128ZM145 187H147V188H146V189H141V190H143V192H145V190H148V189H149V191H150V189L152 190V188H149L147 185H144L143 188H145ZM156 187H157V188H156ZM163 187H164V186H163ZM243 187H244V186H243ZM247 187H248V186H247ZM251 187H252V186H251ZM97 188L100 189L99 187H97ZM101 188H102V187H101ZM107 188H108V187H107ZM107 188H106V189L104 188V189H105V192H106L108 189H110V188H108V189H107ZM120 188H121V187H120ZM120 188H119V189H120ZM173 188H174V186H173ZM179 188H178V189H179ZM181 188H182V189L184 188V189L182 190ZM245 188H246V187H245ZM253 188L255 189V188H257V187H253ZM253 188H252V189L250 188V189H248V190H249V191H253ZM259 188H258V189H259ZM113 189H111V190H113ZM119 189H118V190H119ZM131 189H132V190H131ZM158 189H159V188H158ZM239 189L244 190V188L242 189L241 187H240ZM111 190H110L109 193H111ZM121 190H122V189H121ZM134 190H135L136 192H134ZM245 190H246V189H245ZM116 191H117V190H116ZM132 191H133V193H132ZM153 191H152V192H153ZM156 191H157V190H156ZM249 191H248V192H249ZM256 191H257V189H256ZM258 191L260 192V190H258ZM261 191H262V192L264 191V187H263V189H262ZM114 192H115V190H114ZM114 192H113V193H114ZM117 192H118V191H117ZM138 192H139V193H138ZM143 192H142V194H139V195H141V197L144 195V198H147V199H148L147 196L150 194L151 191H150L149 193H148V192H145L146 194H148L147 196H145V193L143 194ZM152 192H151V194H152ZM157 192H158V191H157ZM157 192H154V193L157 194ZM174 192H176V191H174ZM178 192H179V191H178ZM253 192H254V191H253ZM107 193H108V191L105 193L106 196L109 195L108 197H106V198L108 199V200L106 199V200H107V203L109 204V205H108V209H109V206H111L110 203H112L113 206L118 205L117 208L111 206V207H112V209L110 208L111 211H112L113 209L116 208V209L113 210V211L115 212V211L117 210V212H118V211L121 210L120 207H122V206L126 207V206H128V205H129V207H126V208H127V209L129 208L128 210L131 211V213H132V212L135 213V210L137 209V210H136V211H138V213H136L137 215H139V212H140L139 210H141V208H143V210H141V211H143V214H142V212L140 213L141 216H143V215L146 216L147 213L150 211V209H149V211H148V210H145V209H147V207H143V205H142V206L140 205L141 208L138 206V205H139L138 203H139V201L142 200V198H141V200L138 201V203L135 202V203H136V206H137L136 209H134V207H135V204H134V207L132 206V210H130V204H129L130 202H128L127 199L124 201V203H125V202H128V204H127L126 206H125L126 203L120 205L121 203L119 204L120 201H118V200H119V197L122 196V195H124V194L126 193V191H125V193H122V192H121L122 195H120V196L118 197V200H117V201H118V202H117L118 204H117V203L115 204L116 201H114V200L117 199L116 196L118 195L119 192H118V193L115 192L114 194L111 193V197H113L112 195H115V194H116V195H115V199L113 200L114 202L110 201V203H109V199H110L109 197H110V194H107ZM127 193H126V195H128ZM263 193H264V192H263ZM263 193H262V194H263ZM119 194H120V193H119ZM137 194L135 195V197L137 196ZM158 194H159V193H158ZM176 194H177V193H176ZM178 194H180V195H184V193H183V194L178 193ZM248 194H250V192H249ZM252 194H253V193H252ZM254 194H255V193H254ZM258 194H259V193H258ZM258 194H257V195H258ZM262 194H261V195H262ZM130 195H129V196H130ZM139 195H138V196H139ZM257 195H256L255 198L258 197ZM259 195H260V194H259ZM261 195H260V196H261ZM132 196H134V195H132ZM158 196H159V195H158ZM184 196L186 197V195H184ZM248 196H249V195H248ZM123 197H124V196H123ZM135 197H134V200H133V197L130 198V199H132L133 201H137L136 199H137V198H138V199L140 198V196H139V197H136V198H135ZM152 197H154V195H153ZM155 197H156V195H155ZM155 197H154V199H151L152 201H151V200H148V201L146 202V200L144 201V199H143L144 202H143V201H141V202H143L142 204L145 203L144 205L148 206V204L150 205V203H152L153 200H154V201L157 200L158 202H156L155 204H157V205H158V204H161V202L159 203V197H157L158 199L155 198ZM180 197H181V196H180ZM113 198H114V197H113ZM113 198H112V199H113ZM126 198H128V196H126ZM149 198H150V197H149ZM160 198H161V197H160ZM124 199H125V198H124ZM124 199L121 197V201H122V203H123V200H124ZM128 199H129V198H128ZM130 199H129V201H131ZM110 200H111V199H110ZM250 200H251V198H250ZM254 200H255V199H254ZM254 200H253V201H254ZM259 200H260V199H259ZM149 201H151V202H149ZM160 201H161V199H160ZM113 203H114L115 205H114ZM147 203H148V204H147ZM137 204H138V205H137ZM131 205H132V204H131ZM157 205H154V202H153V205L151 204V207H150V206H148V207L151 208V211H152V212H154L153 210H155V207H156ZM152 206H154V207H153V210H152ZM124 207H122V210L125 209ZM138 207H139V208H138ZM160 207H161V208H160ZM118 208H120V210H118ZM123 208H124V209H123ZM144 208H145V209H144ZM156 208H157L156 210L158 211V210H161V209H162V206H159V205H158V207H156ZM127 209L125 210L126 212H127ZM138 209H139V210H138ZM110 210H108V211H110ZM122 210H121V211H122ZM133 210H134V211H133ZM113 211H112V212H113ZM121 211H120V214H119V215H121ZM129 211H128V212H129ZM117 212H115V213L117 214ZM126 212H125V214H126ZM144 212H145V214H144ZM146 212H147V213H146ZM106 213H107V214H108V213L111 214V212H106ZM115 213H114V214H115ZM118 213H119V212H118ZM123 213H124V211H122V215H125V214H123ZM131 213H127V214H131ZM114 214L112 213L111 216H114ZM127 214H126V215H127ZM150 214H151V212H150ZM150 214H149V215H150ZM122 215H121V216H122ZM134 215H135V214H134ZM134 215H133V213H132L131 217H132V216L134 217ZM140 215H139V216H140ZM109 216H110V215H108V217H109ZM116 216H118V215H115V217H116ZM121 216H120V217H121ZM139 216H138V217H139ZM123 217H124V216H123ZM147 217H148V216H147ZM113 218H114V217H113ZM113 218H112V219H113ZM263 218H264V216H263ZM109 219H111V218H109ZM112 219H111V220H112ZM115 219H116V218H114V220H115ZM127 219H128V218H127ZM135 219H137L136 215H135L134 220H135ZM114 220H113V221H114ZM131 220H132V219L130 218V221H131ZM246 220H247V219H246ZM106 221H108V222H110V223H112V224H115V222H112V221L108 220V218H107ZM115 221H116V220H115ZM127 221H128V220H127ZM244 221H245V220H244ZM244 221H243V223H241V224H244V223H245ZM248 221L250 222V220H248ZM248 221H246V222H248ZM259 221H260V223H259ZM259 221L256 222V223H259V224L262 225V220L260 219ZM132 222H135V221L132 220L131 223H132ZM136 222H138V221L136 220ZM253 222H254V221H253ZM110 223H109L108 225H110ZM156 223H157V222H156ZM156 223H155V224H156ZM256 223H252V224L255 225ZM136 224H137V223H136ZM247 224H248V223H247ZM252 224L249 223V225H252ZM156 225H157V224H156ZM245 225H246V224H245ZM263 225H264V224H263ZM112 226H114V225H112ZM112 226L110 225V226H108V227H110L111 229L114 230L115 227H112ZM116 226H118V225H116ZM134 226L137 227L136 225H134ZM256 226H257V225H256ZM118 227L121 228L120 225H119ZM118 227H116L115 230H116ZM128 227H129V228H128ZM128 227H126V228H128V229H126V228L123 227V225H122V228L125 229V230L123 229V232H124V231L127 232V230H129L130 228H132V226H130V225H129ZM144 227H145V226H144ZM146 227L148 228V226H146ZM235 227H236V226H235ZM235 227H234V228H235ZM243 227H245V226L243 225ZM250 227L252 228V226H250ZM250 227L248 226V227H245V228L247 229V228H250ZM120 228H119V229H120ZM138 228H140V226H139ZM138 228H137V230H139ZM147 228H145V230H146ZM150 228L152 229L153 226L150 227V225H149V228H148L147 230H148V231L151 230ZM154 228H155V227H154ZM157 228H158V232H159L161 227L159 228V226H157ZM173 228H174V227H173ZM253 228H254V226H253ZM255 228H257V227H255ZM260 228H262V226H261ZM108 229H109V228H108ZM134 229H136V228H134ZM134 229H132V230H134ZM140 229L144 230V229H143V226H141ZM174 229L176 230L177 228H174ZM236 229H238V231H239V227H237ZM240 229H241V228H240ZM242 229H244V228H242ZM246 229H245V230H246ZM263 229H264V227H263ZM113 230H112V232H114ZM132 230H130V231H132ZM147 230H146V231H147ZM152 230H153V229H152ZM154 230H156V228H155ZM234 230H235V229H234ZM253 230H254V229H253ZM260 230H262V229H260ZM108 231H109V230H108ZM110 231H111V230H110ZM231 231H232V230H231ZM246 231H247V230H246ZM116 232H118V233L120 232V235H122V236L124 235V233L122 232L121 229H120V230H116ZM121 232H122V234H121ZM128 232H129V231H128ZM128 232L125 233V234L128 235V234H129ZM135 232H136V231H135ZM151 232H153V231H150L149 233L146 232V234H147L148 236H150V235H151V234H150ZM154 232H157V231H154ZM158 232H157V233H158ZM233 232H235V231H233ZM108 233H109V232H108ZM118 233H117V234H118ZM131 233H132V232H131ZM131 233H130V236L128 235V237H130V238L132 239V241H129V240L127 241V239H125V238H123L125 241L121 239L122 241L126 242V244L124 245L123 242L121 241L122 244L125 246V248H126V246H128L127 249H128V248H132L131 251L133 252V253L130 254V253H129V252H130V249H129L128 251L126 250V251L128 252V254H129L128 257H130V258L127 257L128 259H126V261L129 260V262H131L130 264H132V260L134 261V260H136L137 258H139V260H140V258H141V261L144 260L145 263H146V262L149 260V258L152 256L151 254H153V256L151 257L150 262H148V263L150 264V263L152 262L153 257L155 258V256H156L155 253H152V252H151V251H153V250H152V248L150 249L151 244H152V242H150V241H155L154 239H156V241L158 242V239L161 240L162 237H160L159 235H156V233H155V235H156V237H157L158 239L155 237L154 234L151 235V236H152V239H151V238H147V239L145 238V239H144V238H143L144 233L141 234V233L139 232L140 235H143V236L141 237V236H138L139 233L136 232V233H137V240L134 238L135 240H134V242H133V237L131 236V235H132ZM136 233H135V234H136ZM159 233H160V232H159ZM109 234H110V233H109ZM113 234H115V233H113ZM113 234H112L113 237H112V236H110L111 238L109 237V241H110L109 244L112 243L114 246H112V244H111V246L113 247V249H115L114 247L116 246V245H115L116 243L114 244V242H115V240H116V237H117V236L119 237V234H118V235L116 234L115 236H114ZM135 234H134V235H135ZM127 235H125V236H127ZM147 235H145V237H146ZM134 237H135V236H134ZM138 237H140V238H138ZM114 238H115V239H114ZM120 238H121V237H120ZM120 238H118V239L120 240ZM126 238H127V237H126ZM130 238H129V239H130ZM141 238H142V239H141ZM110 239H113L114 241L112 240L113 242H111ZM139 240H140V241H141V240L144 241L143 243L145 244V247H142V246H143V243H141V244H140V245H141L140 248H141V249L146 248L147 250L149 249L148 251H149V253L151 252L150 254L148 253V251H147L146 249H145V250L143 249L142 252L145 253V252L147 251L146 254H145V256L143 257V256L141 255V257H138V256H139L138 254L141 253V251H140L139 253L137 252V250L140 249V248L137 246V245H139V244H138V243L140 242ZM145 240H146V241H145ZM149 240H150V241H149ZM136 241H137L138 243H136ZM142 241H141V242H142ZM127 242H128V243H127ZM129 243H130V244L132 243V244H133L132 246H134V245H135L134 243H136V244H137V245H136V248H138V249L136 250V248H135V250H134V249H133L134 247H131V246L129 247V245H127V244H129ZM147 243H148L149 245H148ZM160 243H161V241H159L158 244H157V243H156V244H157V245H160ZM140 245H139V246H140ZM147 247H148V248H147ZM111 249H112V248H111ZM141 249H140V250H141ZM116 250H117V249H115V251H116ZM115 251H113V254H115V253H114ZM134 251H136V252H134ZM116 252H117V251H116ZM153 252H154V251H153ZM136 253H138V254H136ZM144 253H141V254L144 255ZM147 253H148L149 255H151V256L148 257V259H147V258L145 259ZM134 254H136V255H134ZM111 255H112V253H111ZM130 255H131V256L133 255L134 257H136V259L133 258V256H132V258H133V259H132ZM147 256H148V255H147ZM116 257H117V256H116ZM156 257L159 258V256H156ZM111 258H112V257H111ZM142 258H144V259L142 260ZM130 259H132V260H130ZM155 259H156V258H155ZM111 260H112V259H111ZM120 260H121V259H120ZM139 260H138V261H139ZM156 260L158 261V259H156ZM124 261H125V259H124ZM136 261H137V260H136ZM144 261H143V262H144ZM159 261H163V259H162V260L159 259ZM159 261H158V262H159ZM168 261H169V260H168ZM111 262H112V261H111ZM113 262H114V258H113ZM113 262H112V263H113ZM127 262H128V261H127ZM129 262H128V263H129ZM153 262H155V261H153ZM170 262H171V261H170ZM112 263H111V264H112ZM138 263H139V262H137V264H138ZM145 263H144V264H145ZM148 263H147V264H148ZM156 263H157V262H156ZM156 263H155V264H156ZM159 263H160V262H159ZM134 264H135V262H134ZM162 264H169V262L166 263V262L164 261V263H162Z\"/></svg>",
	"mask_w": 264,
	"mask_h": 264
},
{
	"label": "crops",
	"instance_id": "3",
	"mask_svg": "<svg viewBox=\"0 0 264 264\" xmlns=\"http://www.w3.org/2000/svg\"><path fill=\"white\" fill-rule=\"evenodd\" d=\"M203 150H204V153L199 155V156H195L196 157V162L197 163H200L201 164V167L202 169H205L206 167H209L211 168L213 171L210 175H205V174H208V173H204L202 172V175H200L201 177L203 176L205 179H207L208 181H212V185L211 187H207V188H204L202 189L201 191V194H208V193H215V194H219L221 192V190H223V187L219 186L218 184H216L217 182V179L220 177L217 173L219 172V162H218V158H214L209 152L204 145L202 146ZM206 149V150H205ZM206 152V153H205ZM205 156V157H204ZM209 156V157H208ZM195 157H192V158H195ZM215 161V162H213ZM218 170V171H217ZM217 172V173H216ZM201 174V173H200ZM205 175V176H204ZM214 175V176H213ZM218 176V177H217ZM218 185V186H217ZM211 190V191H210ZM204 192V193H203ZM201 205V206H200ZM203 205V206H202ZM209 205L207 203H200L197 205V208H195V210H198L200 212H205V211H208L209 213L206 214V215H202V219L205 218V219H210V218H214V212L213 209L211 208H208ZM203 214V213H201ZM201 216V215H199ZM228 254L230 255H233V253L231 252V250H228L227 251Z\"/></svg>",
	"mask_w": 264,
	"mask_h": 264
}]
</instances>
